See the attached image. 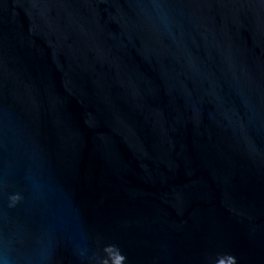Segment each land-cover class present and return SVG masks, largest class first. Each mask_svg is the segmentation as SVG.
<instances>
[{
    "label": "water",
    "instance_id": "obj_1",
    "mask_svg": "<svg viewBox=\"0 0 264 264\" xmlns=\"http://www.w3.org/2000/svg\"><path fill=\"white\" fill-rule=\"evenodd\" d=\"M0 264H264V0H0Z\"/></svg>",
    "mask_w": 264,
    "mask_h": 264
}]
</instances>
